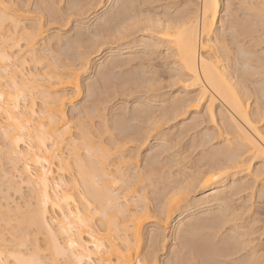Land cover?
<instances>
[{"label":"bare ground","instance_id":"6f19581e","mask_svg":"<svg viewBox=\"0 0 264 264\" xmlns=\"http://www.w3.org/2000/svg\"><path fill=\"white\" fill-rule=\"evenodd\" d=\"M69 1L73 3V6L69 5ZM149 1L153 3L157 0H110L107 7H105L106 4L101 5L100 3L102 2L100 0H67L66 6L64 3V10L62 9V11L63 13L65 11L67 15L65 21L67 24L70 22L71 15L75 13L77 15L79 10L81 12V8H85V4L91 6L89 3L93 2L98 5L96 7L97 10L105 7L101 16L96 19V21H99L106 18L105 22L100 25L97 36H100V39L108 35L115 38L117 49L118 46L126 45L123 48L120 47L121 49L107 52L104 55L95 51L96 55H102L103 58L101 62L99 61L100 67L95 75H98L99 72L102 74L101 72L104 70L105 73L104 76L103 74L102 76L100 75L99 80L104 83H100V85L98 82L94 83L92 81L97 84L93 88V83L89 82L90 84H88L87 80L85 85L80 83V73H83L88 65L84 60L86 59V53L83 52L85 55L83 56L85 57L84 59L78 53H80V47H85L88 44L94 46L96 44L94 40L85 37L82 44L73 43L70 51L71 48L78 49V51L76 49L77 54L74 53L76 51L73 52L78 56L75 59H73L74 57L71 58L69 54L59 55L57 53L59 56H65L64 59H62L63 56L59 58V56H55L56 51L53 53L55 55L53 56L52 54L51 56L50 54L54 49L51 50L47 42H40L43 43L41 44L42 46L39 44V41H43V35L45 36L42 30L44 27L41 25L43 23V21L41 22L43 19L41 13L46 14L44 15L49 19L47 21L52 24L54 21L56 23L58 17L56 13H59L58 11L63 5L56 10V13L53 5L55 3L61 4V0H0V5L5 6L0 7V95L3 96V100L0 101V107L3 108V111L0 112V136L4 144L2 146L3 152L0 147V161L4 159L10 164L9 169L11 167L10 174L3 172L0 173L3 175L0 177L7 183L5 186L6 190L4 188L5 191L3 193L10 189L17 196V194H21L20 186L22 187L23 185L24 187L26 186L25 188L30 189L31 197L29 198L30 201L32 200V203L30 202L29 204L27 202L25 204L24 208H26V211L23 213L20 210L21 206L15 207L16 209H13V211L15 210L13 217L12 210H10L11 215L8 217L10 211L8 210V205H6L8 204L6 200L10 196L4 199L2 202L3 206L0 205L5 211L7 210L3 214V209L0 207V212L2 213V215L0 213V220L8 226L11 222H14L16 225L13 223L15 225L13 226L11 223L13 227H10L19 229L18 231L21 232L17 236L18 238L14 237L17 239L16 242L12 238L14 243L13 240L8 241L7 238H4L3 234H1L2 232H0V261H2V264H55V261L58 260H63V262L61 261L60 263L58 261L59 263L56 262L57 264H68V262H71V264H88L89 259L97 261L98 264L100 262L102 264H142V262L143 264H152L153 261L158 260L155 253L148 252L145 246L146 234L145 236L143 235V238L142 232L146 224L155 223L156 220L153 218H160V215L165 219L164 222L172 216H174L172 221H176L170 231L174 244H172V248L170 247L166 251L165 264H217V262L227 261L229 258H238L239 255H243L247 259L248 264H264V240H262L260 235L262 222H264V211L261 209V193L264 192V141L260 139L261 135H264V106L261 104V100L264 99V27L261 25L264 0H255V6L254 0L252 2L251 0H235L238 2L237 5H233L231 0H225L226 3L234 6L229 11L231 20L225 23L222 18L219 28L213 22L207 32L204 30L202 6L205 3H211L212 0H196L198 6L190 14H187V6L186 8L185 5L177 6L171 3L172 1L166 0L167 3L163 7L168 11L173 8L176 16L170 18L171 14L166 12L163 14V16L165 15L163 17L164 21L160 17L162 22L157 21L158 23L156 24H154L155 22L151 23L153 18L150 16L151 21L148 20V22L151 24L146 21L147 25H143V22V26H140L141 28L143 27L142 29L147 26L155 29V31L151 30L156 33H153V36L160 41V44L146 42V39L153 41V36L149 38L140 36L141 38L138 39H133L136 38L133 37L128 41L130 36L137 35L141 29L138 27V32L135 31L136 33L133 35L134 31L132 30H136L133 26L141 24L139 22L132 26V15H135L133 13L140 12L141 10L138 11V9L144 7V4ZM159 2L161 3V1ZM197 2L195 5H197ZM50 3L54 4L50 5ZM57 4L54 6L55 8ZM118 5L119 7H117ZM192 5L190 7L194 6ZM35 12L40 13L38 19L33 17V15L37 14H34ZM138 14L137 16L141 15V13ZM66 15L63 14V16ZM76 15L73 16L76 17ZM145 16L147 15L145 14ZM155 18L157 17L155 16ZM129 21L132 22V24L130 23L131 26L128 24ZM149 27L145 29L148 30ZM55 37V39L53 38V44L54 40L57 43H60L61 40L63 41V38ZM106 40L105 43L107 42ZM63 44H61L62 47ZM56 46L59 47V44ZM97 46L95 45L94 47ZM136 47H141L145 53L143 52L142 56L134 55V58L139 61L138 66L132 68L136 70L135 72V70L129 71L126 69L134 60L130 55L131 52H125L128 56L125 59L123 58L122 62L116 59L119 54H123L120 51H129ZM161 48L164 49V55L159 53ZM86 49L84 50L85 52L87 51ZM91 50H88V52ZM93 50L92 53H94ZM63 52H66L65 49ZM79 56L82 61L78 59L80 58ZM152 56H156L157 59L164 56V59L171 61L168 64L169 70L167 69L170 72L169 76L164 68L161 72L153 69L157 67L152 66L153 68H149L150 64H147L148 61L146 62L145 60L149 59V57L152 60ZM63 60L65 62L77 61L78 64H76L77 62L62 64ZM151 62L153 63V61ZM104 66L106 67L104 68ZM123 68L127 70V73H124L130 74V77H127L128 79H125L120 84L115 83L116 81L113 82L111 89H123L127 92L128 90H125L126 87H131L132 89L143 85L142 87L146 88L145 93L142 90L146 96L141 99L137 98L134 101L130 109L132 111L129 115V120L125 119V121H133V124L137 123L135 125H138V123L143 125L145 123L143 126L149 125L147 128L151 127L154 130L152 127L159 126L156 124L162 122V119L167 120L170 118L164 117L170 115L179 118L182 116L181 114L186 113L183 110H186L187 107H192L198 97L201 98L202 102L192 108L197 110L203 103L206 111L204 113L212 121V123L210 122L212 125H216L214 122L216 117H218L217 119L220 122L218 121L219 124H217L218 126L220 125L221 130L216 125L218 128L216 135L210 131L209 134H193L195 137L190 138L191 145L188 147H194L196 150L199 148L200 151L198 153L199 158L196 159L195 157L196 161L193 162L191 173H187V177L181 175L184 178L178 179L177 177L180 176L178 171L180 170L177 172L170 171L174 166L178 167L181 165L174 156L172 160H165V163L163 161L160 163L161 160L158 161L162 158V155L165 156L168 150L170 151L172 148L173 140L170 135L165 133L156 132L155 136H157L156 139L159 142L158 146L147 154L143 165L144 168H139L138 171L135 170L133 172L132 170L138 164L134 161V156H125L122 149L127 143L125 140H134L132 137L135 136L136 138L138 135L140 137L144 131L142 127V129L134 130V132L132 130L130 131L131 133H128L126 129L121 128L122 122H114L113 126H109L110 122L107 123L108 121L104 119L100 124L103 122L104 127L107 126L108 129H103L101 134L107 131L111 136L110 138L107 133L109 136L108 140H111V143L109 141L107 144L101 141L102 135L100 131L96 129L95 133L92 132L94 129L91 131L86 122L88 117L96 113L95 110L97 108L93 106L95 109L92 107V111L88 110L89 112H86L83 110L84 115L80 111L83 118L79 117L80 120L77 119L76 121L81 122V119L84 120L81 123H75V134L72 132L75 128L73 129L72 123V126H70L72 121L67 118L65 106L67 104L71 105L70 103L74 100V97L77 98L80 95L81 86L84 87L90 97L94 98L93 100H97L99 95L106 90L109 91L108 87H105L107 86L105 83L109 79L111 81L110 75L112 72L114 70H119L118 72H120ZM132 69L130 68V70ZM145 76L147 77L144 79ZM167 77L171 79L172 84L178 85V82H182L179 84L183 85L180 87L176 85L179 88L175 89L169 98L165 94H159L162 87V85L161 87L159 85ZM168 84L167 86H170ZM108 85L110 84L108 83ZM192 88L195 89V94L189 97L192 93L190 91ZM66 89H72L73 92L71 93H73V96L65 91ZM181 89L186 93L183 97L180 96ZM106 95H104L105 98ZM90 100L87 102H90ZM146 100L150 104L159 103L160 105L161 103L163 108L166 105L167 110L166 112L164 111L166 116L164 112L163 114L161 113L164 116H161L163 117L162 119L157 117V112L155 116V113L144 105ZM250 100V104L253 107L251 112ZM92 101L90 102V107L94 105ZM98 101L103 102L104 100ZM101 103L99 104L100 106H102ZM209 104H211V109L208 107ZM86 109H88L87 106ZM33 112L36 115H33ZM9 116H11V119H9ZM96 116H99V114ZM156 118H158L157 121H155ZM208 119L206 122H208ZM168 120L167 123H169ZM194 120L197 121V119ZM91 121L93 122V119ZM245 121L251 124V128ZM203 122L206 123L205 121ZM91 124L89 125L92 126ZM192 124L194 125V123ZM192 124L191 126L189 125L190 128L186 127L187 129L183 130L185 135L190 130L195 129V127L198 128L197 123L194 126ZM158 128H155V130ZM151 129L147 130L151 131ZM114 131L117 134L111 133ZM97 132H99L98 136L100 138L97 137ZM185 135L183 138H185ZM94 136L99 139L94 141V139H97L96 137L93 139ZM129 137L131 138L128 139ZM139 139L137 138V140ZM176 139L175 144H178ZM181 140L184 141L185 139ZM121 142H123V146H120ZM63 149L67 151L65 153L69 152L67 157L63 154ZM81 150H84L82 152L85 153L84 156L81 154ZM188 151L187 153H189ZM191 152H194V150ZM184 158L187 157L185 156ZM255 161L258 163V167L253 166ZM168 163H174V166L170 167V164L167 165ZM135 164L137 165L133 168L132 165ZM175 164L178 165L176 166ZM129 168L130 170L132 168L133 174ZM73 170L74 174L72 175L71 171ZM140 170L142 171L140 172ZM128 171H130V174ZM69 172L71 177L66 178L65 176L68 177ZM165 173H167V176H165ZM185 180L189 183L186 182V184ZM153 182L160 184L165 182L164 185L168 182L169 185H174L170 188L168 187L170 189L168 191L164 190V185L161 186L163 188L161 189L162 193L167 192L166 195L164 194L167 196L170 195L168 194L169 192L171 196H168L169 198L167 199H165L166 197L163 198L164 202H167L166 204H163V201L162 205H160L161 203L159 204L161 206V208H157L159 216L153 214L155 211L152 213L156 217L146 212L149 198L146 196L148 195L147 191L144 190L148 186L147 183ZM4 183L3 185H5ZM198 187L202 190L208 188V190L197 199L184 198L186 196L190 197L189 192L195 191ZM0 188H2V179L0 180ZM142 191L146 192L144 196L146 199L142 197L144 194ZM157 191V198L158 196L162 198L163 195L160 189L155 192ZM177 194H180V197ZM243 194L248 197L246 200L241 197ZM4 195H0L2 200ZM176 195L178 198H175ZM22 196L19 198H22ZM180 199L183 202L186 199L184 203L182 202V205L180 204L182 201ZM250 201H254L253 207ZM249 202L251 203L250 207L253 208H251L252 210L247 207ZM176 205H179V208H176ZM174 208H176L175 211H173ZM156 212L158 211L156 210ZM10 216L12 219L15 216L16 219L10 220ZM159 224L161 225V222L157 223V225ZM164 225L163 227H165ZM155 226L151 228L152 230H147L148 232L146 233L151 237L152 232L155 231L161 246V244H164V238L160 232L161 226ZM31 234H35L31 236L32 238L42 235L45 244L42 249V246L40 247L34 239L31 253L23 254L20 251V246L29 241ZM69 241L75 247L68 248ZM12 243L15 245H12ZM196 243L200 244L198 248H195ZM245 245L247 246L245 247ZM65 249L69 253L67 257L63 254ZM41 250L43 253H47L48 257L46 256V260L48 263L46 260L42 261L44 257H41L43 255V253L39 252ZM38 253L42 255L40 254V256Z\"/></svg>","mask_w":264,"mask_h":264},{"label":"rangeland","instance_id":"374dc122","mask_svg":"<svg viewBox=\"0 0 264 264\" xmlns=\"http://www.w3.org/2000/svg\"><path fill=\"white\" fill-rule=\"evenodd\" d=\"M5 1H7V0H5ZM62 2H61V4L60 3H55V5H53V4H51L50 3V5H53V8L55 9H53L54 11H55V13L57 12L56 10H58V9H60L58 12L59 13H56L57 14V19H56V23H55V21L53 22V24L51 23V22H49V21H47V20H49V19H47V17L44 15V14H42L41 13V15L43 16V19L41 20V22L43 21V23H41V25H42V27H44V29L42 28V30H43V32L45 33V36L43 35V37H42V39H43V41H39V44H40V46H42L41 44H43V43H40V42H47V44H49L50 45V47H51V50L52 49H54L53 51H52V53L50 54L51 56H52V54L53 53H55V51H56V55L55 54H53V56L55 55V56H59L60 54H64V55H68L69 54V56L72 58V57H74L73 59H75V57L77 58L78 56L77 55H75L74 53H78L77 51H78V49L77 48H71V51H70V47L71 46H73V44L70 46V44H67V43H69L68 42V40H69V38L68 37H70L71 36V34H72V32H74L75 30H76V27H75V24H74V22L77 20V19H79V20H81V21H96V19L99 17V16H101V14H102V12L105 10L104 8L105 7H107V5H108V1H110V0H100V2H102V3H100L101 5H104V4H106L105 5V7L104 8H100V10H97L96 9V7H92L93 5H95L93 2H91V3H89V5H91V6H88L87 4H85L84 6H85V8H87V9H85L84 7V10H82L83 8H81V12H80V10H79V13H81L80 15H78L79 13L77 12V15H76V13L75 14H72L71 15V19H70V22H68V24L67 23H65V21H66V17H67V15L65 14V11H64V13H63V11H62V9L64 10V3H65V6H66V4H67V0H64V2H63V0H61ZM159 1H161V3L159 2ZM157 0V1H152L153 3H150L151 1H149V2H147V4L145 3L143 6L144 7H142V8H139L138 9V11L139 10H141L140 12H137V13H141V15H139V16H137V13H133V14H135V15H132L133 16V20H131L132 22H133V24H132V22H128V24H129V26H131V24H132V26L134 25V24H136V23H141V24H137V26L135 25V26H133V27H135L136 28V30L134 29V30H132V31H134L133 32V35H134V33H136V32H138V27L139 28H141L140 26H143V25H147V23H149L148 22V20H150L151 19V17L153 18V19H151L153 22H151V23H154V24H156V23H158V22H162V21H164V19H163V17L165 16H163V14H165L166 12H168V13H170L171 15H170V18L172 17H175L176 16V14H175V11H174V9L173 8H171L169 11L166 9V8H164L163 6L164 5H166V0ZM168 1H172L171 3H174V4H176L177 6H181V5H185V8H186V6H187V8H186V11H188V13L187 14H190L191 13V11H194L195 9H196V7L198 6V2L196 1V0H168ZM188 1H189V3H188ZM197 2V5H195V3ZM233 1H235V0H231V2L233 3V5H237L238 4V2L237 1H235V2H233ZM253 0H251V2H252ZM163 2V3H162ZM191 2H192V4L194 5H192L191 4ZM237 2V3H236ZM187 3V4H186ZM253 3H254V6H255V4H256V2H255V0L253 1ZM56 4H57V9L54 7V6H56ZM60 4V5H59ZM153 4V5H152ZM179 4V5H178ZM61 5H63V7L61 6ZM69 5L71 6H73V3H71L70 1H69ZM189 5V6H188ZM193 6V7H190V6ZM61 6V7H60ZM88 6V7H87ZM60 7V8H59ZM90 7V8H89ZM66 8V7H65ZM90 10H89V9ZM91 8H92V10H91ZM191 8V9H190ZM195 8V9H194ZM189 9V10H188ZM66 10V9H65ZM87 10L89 11L88 13H87ZM96 10V11H95ZM173 10V11H172ZM83 11H84V14H83ZM62 12V13H61ZM86 12V13H85ZM151 12V13H150ZM37 13V14H36ZM148 13V14H147ZM34 14H36V15H38V16H36V15H33V17H36L37 19H38V17H39V15H40V13L38 14V12H35ZM62 14V16H63V14L64 15H66V16H63V18H62V16H60V15ZM83 14V15H82ZM145 14L147 15V16H145ZM150 14V15H149ZM73 15H76V17H74ZM158 15V16H157ZM160 15V16H159ZM45 16V17H44ZM79 16V17H78ZM136 16V17H135ZM151 16V17H150ZM155 16L157 17V18H155ZM73 17V18H72ZM135 17V18H134ZM140 17V18H139ZM160 17H162V21H161V18ZM41 18V17H40ZM39 18V19H40ZM144 18V19H143ZM149 18V19H148ZM159 18H160V20H159ZM91 19V20H90ZM94 19V20H93ZM147 19V20H146ZM154 19H155V21H154ZM45 20H46V22H45ZM62 22H61V21ZM63 20H64V22H63ZM150 20V21H151ZM138 21V22H137ZM146 21H147V23H146ZM158 21V22H157ZM61 22V23H60ZM145 24H144V23ZM50 25H49V24ZM131 23V24H130ZM142 23H143V25H142ZM151 23H149V24H151ZM43 24H47V25H49V26H47V25H44L43 26ZM67 24V25H66ZM148 24V25H149ZM47 27V29H46V27ZM128 26V25H127ZM147 27H149V26H147ZM147 27H145V28H147ZM75 28V29H74ZM143 28V27H142ZM141 28V29H142ZM140 29V31L137 33V35H134V36H130L129 38H128V41L129 40H131L133 37H136V38H133V39H138V38H141L140 36H146V37H152L153 36V33L154 34H156L155 32H153V31H155V29H153V28H151V27H149L148 28V30L147 29ZM46 29V30H45ZM138 29V30H137ZM153 31H152V30ZM99 30V29H98ZM136 31V32H135ZM69 34V35H68ZM152 34V35H151ZM57 36V38L59 37V39H62L63 38V41L61 40V42L60 43H57L56 42V40H54V44H53V38L55 39L56 37L55 36ZM54 36V37H53ZM109 36V37H108ZM108 36H103V38H101L100 39V36H97V31L94 33V36L93 37H95V38H93L92 36H88L89 38H91V40H94L95 42H96V46L97 47H94L93 45L91 46V44H88V45H86L85 47H80V49H79V51H80V53H78V55L79 54H81V57L84 59L85 57H86V59H84L85 61H86V63H87V65L88 66H86V68H85V70H84V72L82 73H80V78H79V80H80V83H82L81 85H85V83L87 82L88 84H92L93 82L94 83H97V78H98V75H99V80H100V75L102 76V74H103V76H104V73H105V70L103 71V72H101L102 74H100V72H99V74L97 75H95V73L97 72V69L100 67L99 66V64H100V62L103 60V58H102V55H104L105 53H107V52H114V51H116V50H118V49H121V48H123V46H126V45H121V46H118V49H117V47H116V44H117V41L115 42V38H113V37H111L110 35H108ZM48 39H47V38ZM52 37V38H51ZM61 37V38H60ZM107 38V40H106V38ZM50 38V39H49ZM64 39H66L65 41H64ZM68 39V40H67ZM99 41H98V40ZM103 39H105L107 42H109V43H105V40H103ZM109 39V40H108ZM113 40V41H111V40ZM45 40V41H44ZM48 40V41H47ZM49 40H52V41H50L49 42ZM103 40V41H102ZM63 42H64V44H63ZM66 42V43H65ZM103 42H104V44H103ZM111 42H113V43H111ZM122 42H124V41H122ZM146 42H148V43H152V42H156V43H158V44H160V41L159 40H156V38L153 36V41H151V40H149V39H146ZM98 43V44H97ZM119 43V42H118ZM59 44V47L58 46H56V45H58ZM61 44H63V47H62V45ZM67 44V45H66ZM101 45H104V46H101ZM39 46V47H40ZM90 46H91V48H90ZM101 46V47H100ZM55 47V48H54ZM121 47V48H120ZM59 48V49H58ZM67 48H68V50H67ZM79 48V47H78ZM83 48H87L86 50V52L83 50L82 51V49ZM94 48H98L99 49V51H97L96 49H94ZM101 48V49H100ZM56 49H58V50H56ZM61 49V50H60ZM65 49V51L66 52H63V50ZM76 49H77V51H76ZM90 49H94L93 50V52L94 53H92V50L90 51V52H88V50H90ZM73 50V51H72ZM143 49L141 48V47H136V48H133V50L131 49V50H129V51H127V50H122V51H120V53H123V54H119V56L117 57V61H120L121 60V62L128 56V54H126L125 52H131V56H132V58H134V55L135 54H138V55H143V52L144 51H142ZM164 49L163 48H161V49H159V53H161L162 55H164V51H163ZM58 51V52H57ZM61 51V52H60ZM74 51H76V52H74ZM82 51V52H81ZM102 53V55L100 56V55H96L97 53ZM63 52V53H62ZM74 52V53H73ZM86 53L85 55H84V53ZM59 55H58V54ZM66 53V54H65ZM87 53H88V55H87ZM125 53V54H124ZM145 53V52H144ZM94 54V55H93ZM64 55H61V56H59V58H62V56H63V58L62 59H64L65 58V56ZM71 55H73V56H71ZM75 55V56H74ZM49 56V55H48ZM83 56H85V57H83ZM89 56H91V57H89ZM121 56V57H120ZM50 57V56H49ZM80 57V56H79ZM78 58V59H80V61H82L81 59L82 58ZM88 57V58H87ZM51 58V57H50ZM124 58V59H123ZM162 58V59H161ZM77 59V60H78ZM123 59V60H122ZM75 61V60H74ZM79 60H78V62H80ZM84 61V62H85ZM100 61V62H99ZM146 62H147V64H150V67L149 68H151L152 66H154V67H157L156 69L155 68H153L155 71L156 70H158V71H160L161 72V70H163V68H164V70H166V73L168 74V76H169V71H167V69H168V67H169V62H171L169 59H167L166 60V58L164 59V56H161L160 57V59H157L156 58V56H152V60H151V57H149V59L147 58L146 60H145ZM151 61H153V63L151 62ZM154 61H156V62H154ZM75 63V62H77V61H75V62H72V61H66L65 62V60H63L62 61V64H67V63ZM78 62L76 63V64H78ZM138 64H139V61H138V59H135L134 58V60H133V62L129 65V66H127V70H129V71H133V70H135V69H132V68H135L136 66H138ZM159 65V66H158ZM106 66H104V68H105ZM158 67H160V68H162V69H160V68H158ZM103 68V69H104ZM125 68H123V69H121L122 71H123V73H122V71H120V72H118L119 70H114L113 72H112V74L110 75V77H111V81H110V79H109V81L107 82V83H105V85H107V86H105L106 88L108 87V89H109V91H105L103 94L104 95H106V93H111V94H107L108 95V97H107V95H106V98H105V96L103 95V94H101V95H99V97H97V100H93L94 98L93 97H90L88 94H87V91L84 89V87L83 86H81V89H82V91H81V93H80V95L76 98V97H74V100L70 103L71 105H69V104H67L66 106H65V110H66V115H67V118H68V120L70 119V121H72V122H70V126H72L73 127V129L75 128V123H77V122H79V123H81L84 119H81V122L80 121H76L77 119H79V117H82L83 118V110L84 111H86V112H89V111H92L93 110V108L94 107H96L97 109V111L95 110V112L97 113V114H99V116H96L95 114L93 115V116H96V117H93V116H90L91 117V119H90V117H88L87 118V120L88 121H86L87 122V124H88V126L90 127L89 129L92 131L93 129V131L92 132H96V129H97V131H100V134L102 133V131H103V129H105V130H107L108 128H107V126H105L104 127V124H103V122L100 124V122L101 121H103L104 119L105 120H107L108 122L107 123H109L108 125L109 126H113L112 124H114V122H122L121 123V128L122 129H126L127 131H128V133H131L130 131H132V132H134V130H137V129H140L141 127L143 128V132L145 133H141V135H143V136H141L140 135V137H138V136H136V138H135V136L134 137H132V139L134 138V140H125L127 143L125 144V141H124V146H123V142H121L122 144L120 145V146H123V149H122V152H124L125 154V156H128L129 157V155H131V157H133L134 156V161H136L137 162V164H135V165H132V167L133 168H135V166H136V168L138 167V169H133L132 170V168H131V170L134 172L135 170L136 171H138L139 170V168L141 169V168H144L143 167V165H144V161H145V158H146V156H147V154H149V152H151V150H154L157 146H158V144H159V142H158V140L156 139V137L157 136H155V134H156V132H160V134H163V133H165L166 135H170V138L173 140V142H172V148L174 149H172L171 148V150L169 151L168 150V153L167 154H165V156L164 155H162L160 158L161 159H159L158 161H160L161 160V162L160 163H162V161L165 163V160H172L173 159V156H174V158L175 159H177V160H179L178 162H180V166H178V167H175L174 166V163H168L167 165H169L170 167H173L174 166V170L171 168L170 169V171H175V172H177L178 170H180V171H178V173H179V175L180 176H178L177 178L179 179H182L181 177H187V173H191V168L193 167V162H195L196 161V159H198L199 158V151H200V149L198 148L197 150H196V148H189L190 147V145H191V140H190V138L192 139L193 137H195L194 135H202V134H209V132L210 131H212L213 133L212 134H214V135H216V133H217V127H219V129L221 130V128H220V125L218 126V124H219V120L217 119L218 117H216V119H215V122L214 123H216V125H217V127H216V125L214 124V125H212L211 123H212V121H210V119H208L209 117L208 116H206V113H204V112H206L205 111V106H203L204 104L202 103L199 107H198V109L197 110H194V108H192V107H190V108H188L187 107V109L186 110H183V112L184 111H186V113L184 112V114H181L182 116H180L179 118L178 117H172V116H170V115H168V116H166V114H165V112H166V105H164V108H163V104H161L160 103V105H159V103H153V104H150L147 100L146 101H144V105L148 108V109H151V111L153 112V113H155L154 115L156 116V114H157V117L158 118H160L161 116H163L162 114H163V112H164V115L166 116V117H164V118H168V117H170V118H168L167 120H168V122L169 123H167V120L166 119H162L163 117H161L160 119H162L161 121L163 122H157L158 124H156V125H159V126H156V127H152V128H154V130H152L151 129V127L150 128H147V127H149V125L147 126H143V125H145V123L142 125V123H141V125H139L140 123H138V125H135V124H137V123H134L133 124V121H128L129 119V115L131 114V111L132 110H130L131 108H132V106H133V104H134V101L137 99V98H139V99H141L142 97L144 98L145 96H146V94H144L145 92L144 91H146L145 89H144V87H142L143 85H137V86H139V87H133L132 89H131V87H129V88H125V90L127 91V92H125L123 89L121 90V89H118L117 90V88H114V89H111L112 87H113V82H115V83H117V84H120L121 82H123L125 79H128L130 76V74H126L127 73V70L125 69ZM130 68L132 69V70H130ZM96 70V71H95ZM169 70V69H168ZM87 71V72H86ZM118 72V73H117ZM124 72H126V73H124ZM135 72H136V70H135ZM138 72V71H137ZM122 73V74H121ZM115 75V76H114ZM125 75V76H124ZM97 76V77H96ZM164 76V75H163ZM96 77V78H95ZM120 77V78H119ZM128 77V78H127ZM147 76H145L144 77V79L146 78ZM121 78H123V79H121ZM155 78H157V77H155ZM168 78V77H167ZM167 78H165V81L163 80V81H161V82H163L162 84H160L159 85V87H161V85H162V87H161V90H160V95H163V94H165L166 96H167V98H169V96L171 95V93L175 90V89H178L180 86H183V85H180L179 83H182V82H178V85L177 86H179V87H177L176 85H174V84H172L173 82L171 81V79H167ZM93 79V80H92ZM167 79V80H166ZM87 80V81H86ZM170 80V81H169ZM93 81V82H92ZM90 82V83H89ZM165 82H167V83H165ZM168 82H169V84H168ZM172 82V83H171ZM92 84L93 86V88H95L94 86H97V84ZM103 84L102 82H98V84ZM108 83L110 84V85H108ZM100 84V85H101ZM166 84V85H165ZM167 84L168 85H170V86H167ZM171 84H172V87H171ZM145 86V85H144ZM83 87V88H82ZM164 87H165V89H164ZM176 87V88H175ZM141 88V89H140ZM131 89V90H130ZM138 90V91H137ZM142 90H143V92H142ZM65 91H67V92H69V93H71V92H73V90L72 89H66ZM111 91V92H110ZM116 91V92H115ZM131 91V92H130ZM133 91V92H132ZM137 93H136V92ZM166 91V92H165ZM192 93H191V95L189 96V97H191V96H194L193 94H195L194 92H195V89L194 88H192L191 90H190ZM114 92V93H113ZM139 92H141V93H139ZM180 92H181V97H183L184 95H186V93L181 89L180 90ZM130 93V94H129ZM138 93H139V95H138ZM73 93H71V95H72ZM129 94V95H128ZM132 94V95H131ZM143 95V96H142ZM73 96V95H72ZM110 96V97H109ZM88 97H90V98H88ZM87 98V99H86ZM104 100L103 102L102 101H98V100ZM109 98V99H108ZM90 99H92V100H90ZM90 100V102L92 101V103L94 104V105H91V107H90V102H87V101H89ZM108 100V101H107ZM252 100V99H251ZM251 100H250V102H249V104L251 103ZM95 102H96V104H95ZM102 102V103H101ZM101 103V105L102 106H100L99 104ZM73 104H74V106H73ZM104 104V105H103ZM126 104V105H125ZM216 104H217V102H216ZM75 108H73V107ZM86 106H87V108L88 109H86L85 110V108H86ZM94 106V107H93ZM100 106V107H99ZM162 108H161V107ZM93 107V108H92ZM103 107V108H102ZM122 107V108H121ZM155 107V108H154ZM74 110H73V109ZM102 108V109H101ZM192 108V109H191ZM252 104H250V112H251V110H252ZM95 109V108H94ZM100 109V110H99ZM118 109H120V110H118ZM125 109V110H124ZM158 109V110H157ZM160 109V110H159ZM161 109H163V110H161ZM76 110V111H75ZM89 110V111H88ZM122 110V111H121ZM124 110V111H123ZM127 110V111H126ZM217 110H218V108H217ZM74 111H75V113H74ZM80 111H81V113L83 114H81L80 113ZM102 111V112H101ZM79 114H78V113ZM101 114H100V113ZM124 112H126V114H124ZM157 112V113H156ZM182 112V113H183ZM162 113V114H161ZM120 114V115H119ZM125 116H124V115ZM203 114H205V115H203ZM78 115V116H77ZM196 117H195V116ZM198 115V116H197ZM77 116V117H76ZM106 116V117H105ZM123 116V117H122ZM127 116V117H126ZM184 116V117H183ZM192 116V117H191ZM200 116V117H199ZM202 116V117H201ZM205 116V118H203ZM76 117V118H75ZM99 117V118H98ZM116 117V118H115ZM172 117V118H171ZM158 118H156V120L155 121H157V119ZM175 118V119H174ZM191 118V119H190ZM199 118H201L200 120H199ZM203 118V119H202ZM93 119V122L91 121ZM115 119V120H114ZM125 119H128V120H126L125 121ZM175 120V121H173V120ZM190 119V120H189ZM193 119V120H192ZM194 119H197V121L196 120H194ZM207 119H208V122H206L207 121ZM80 120V119H79ZM165 120H166V122H165ZM196 121V122H192V121ZM217 120V121H216ZM89 121H90V123H92L91 125L93 126V128H91L92 126H90L89 124ZM111 121H113V122H111ZM189 121H190V123H189ZM202 121V122H201ZM203 121H205L206 123H204ZM219 121V122H218ZM128 122V123H127ZM132 122V123H131ZM184 122H188V123H184ZM211 122V123H210ZM71 123H72V125H71ZM78 123V124H79ZM125 123V124H124ZM161 123H162V125H161ZM186 125H184V124ZM192 123H194V125H195V123H197L198 125V128L197 127H195V129H193V130H190L189 131V133H186V135H185V132L183 131V130H185V129H187V128H190V126H191V124ZM204 123V124H203ZM218 123V124H217ZM103 124V125H102ZM116 124V123H115ZM124 124V125H123ZM128 124V126H126ZM165 124H167V125H165ZM184 126V128H183V126ZM201 124H203V126H201ZM206 124V125H205ZM262 124V123H261ZM163 125H165V126H163ZM190 125V126H189ZM193 125V124H192ZM193 125V126H194ZM76 126H77V124H76ZM123 126H125V127H123ZM130 126V127H129ZM140 126V127H139ZM178 126V127H177ZM180 126V127H179ZM201 126V127H200ZM259 126V125H258ZM102 127H104V128H102ZM145 127H146V129H145ZM160 129H159V128ZM162 127V128H161ZM187 127V128H186ZM200 127V128H199ZM215 127V128H214ZM129 130H128V129ZM131 128V129H130ZM141 128V129H142ZM155 128H158V129H156L155 130ZM183 128V129H182ZM205 128V129H204ZM207 128V129H206ZM147 129H151V131H154V132H152L151 133V131H148ZM202 129V130H201ZM204 129V130H203ZM212 129V130H211ZM216 129V130H215ZM76 130V128L74 129V130H72V132L75 134V131ZM147 130V131H146ZM181 130V131H180ZM194 130H196L195 132H193ZM207 130V131H206ZM139 131V130H138ZM169 131V132H168ZM203 131V132H202ZM206 131V132H205ZM192 132V133H191ZM93 133V134H94ZM108 132L106 131V133L104 132L103 134H101L100 136H101V141H104L105 143H107L108 144V142L109 143H111V140H108V137L110 136V134H109V136H108V134H107ZM112 134H117V132H111ZM146 133H147V135H146ZM189 134V135H188ZM194 134V135H193ZM99 135V132H97V137H99L98 136ZM147 137H146V136ZM172 135V136H171ZM180 135V136H179ZM184 135H185V138H183L184 137ZM144 136H145V139H144ZM150 136V137H149ZM179 136V137H178ZM188 136V137H187ZM96 136H94L93 137V139L95 138ZM96 137V138H97ZM180 137H182V138H180ZM100 138V137H99ZM99 138H97V139H94V141H97ZM110 138H111V136H110ZM109 138V139H110ZM131 137H129L128 139H130ZM137 138L139 139H141V141H140V139L139 140H137ZM177 138V139H176ZM188 138V139H187ZM175 139H176V141L178 140V144H175L176 142H175ZM181 139H185L184 141L183 140H181ZM144 140V141H143ZM188 140V141H187ZM140 141V142H139ZM180 141V142H179ZM190 141V142H189ZM103 142V143H104ZM117 142V141H116ZM215 142V141H214ZM104 143V144H105ZM118 143V142H117ZM106 144V145H107ZM175 145V146H174ZM2 146H4V144H3V142H2V140H1V136H0V147L2 148V152L4 151L3 150V147ZM189 146V147H188ZM155 147V148H154ZM175 147V148H174ZM4 149H5V147H4ZM187 149V150H186ZM188 149H189V151H188ZM191 149V150H190ZM192 150H194V152H191ZM1 151V150H0ZM187 151L190 153V156L188 157V154L189 153H187ZM196 151V152H195ZM63 154H65V157H67L68 156V153H65V152H67L66 150H64L63 149ZM81 152V154H83V156H84V154L85 153H82V152H84V150L82 151H80ZM148 152V153H147ZM183 154V156H182V154ZM171 154H172V156H171ZM175 154H176V156H175ZM180 154H181V156H180ZM187 157V158H184V157ZM168 157V158H167ZM183 157V158H182ZM195 157H196V159H195ZM180 158V159H179ZM113 159V158H112ZM163 159V160H162ZM182 159H183V161H182ZM184 159H186V160H184ZM2 160V159H1ZM4 160V159H3ZM2 160V161H3ZM190 160V161H189ZM2 161H0V164L2 165L1 167H0V173H3V172H5V174H7L6 172H8V174H10V172H11V167H10V169H9V166H10V164H8L5 160L3 161V163H1ZM133 161V162H134ZM185 161V162H184ZM6 162V163H5ZM108 162H111V161H108ZM188 162H190V163H188ZM178 164H175L176 166L178 165ZM186 165V166H185ZM169 166H167V168H169ZM253 166H255V167H258L259 165H258V163L255 161L254 163H253ZM180 167H181V169H180ZM254 167V168H255ZM129 170H130V168H129ZM130 170V171H131ZM142 170H144V169H142ZM142 170H140V172L142 171ZM164 170H167V169H164ZM182 170V171H181ZM2 171V172H1ZM130 171H128L129 172V174H130ZM131 171V172H132ZM186 171V172H185ZM133 172H132V174H133ZM143 172H145V170L143 171ZM165 172H167V171H165ZM185 172V173H184ZM67 174H68V172H66ZM66 173H64V174H66ZM71 173H72V175L74 174V170L73 171H71ZM71 173L69 172V175H68V177L67 176H65L66 178H70L71 176ZM264 173V172H263ZM66 174V175H67ZM131 174V175H132ZM181 175H183V176H181ZM0 176H3L2 174H0ZM165 176H167V173H165ZM183 177V178H184ZM263 177V176H262ZM176 178V179H177ZM2 179V188H0V191H1V189H2V191L0 192V193H3V191H5L6 190V182H5V180H3V178L2 177H0V180ZM188 179L189 180H191L189 177H188ZM67 180V179H66ZM175 180V179H174ZM187 180V179H186ZM184 181L185 183L187 182V181H189V180H187V181ZM5 182V183H4ZM183 182V185L185 184ZM190 182V181H189ZM189 182H187V183H189ZM3 183L5 184V185H3ZM168 182H166V185H164L165 184V182L164 183H162V184H160V183H155V182H153V183H147L148 184V186L147 187H145L144 188V190H146L147 191V193H148V195H146L143 191H142V193H144L143 195H142V197H144L145 195L147 196V198H149V200L147 201L148 202V205L146 206L147 207V209H146V212H148L149 213V215H153V214H157V216H159L160 214H159V210L157 209V208H161V206H159V204L160 205H162V203L165 201L163 198H165V199H167V198H169L170 196H171V193H169L168 192V194H170V195H167V196H165L166 195V193L167 192H165L166 190L168 191V190H170L169 188L170 187H172V185L173 184H171V185H169V183L167 184ZM186 183V184H187ZM146 184V185H147ZM160 184V185H159ZM164 185V186H163ZM168 185V186H167ZM182 185V186H183ZM4 186V187H3ZM161 186H163L165 189V191H163V192H165L164 194L162 193V191H161V189H163ZM174 186V185H173ZM185 186V185H184ZM26 187V186H25ZM23 185H22V187L20 186V192H21V194L23 195H21L20 193L19 194H17V196H16V194L14 193V191H13V193L10 191V189H8V186H7V192H4L3 194H0V195H4L5 193L7 194L8 193V195H4L3 197V200L1 199L2 198V196H0L1 198V200H0V202H1V206H3V201H4V199L6 198H8V196H10L9 198H8V200H10L9 202H8V200H6V202L8 203V204H6V205H8V210L10 211V210H12L13 211V209L15 208V207H17L18 205L19 206H21L22 208H20V210L22 211V213L23 212H25L26 210V208H24L25 207V204H27V202L30 204V202L32 201H30V198L29 197H31L30 196V194H31V191H30V189H27V188H25ZM168 189H167V188ZM4 188H5V190H4ZM157 189H160V191H161V194L163 195H160V194H158V195H160V196H162V198H160L159 196H158V198H157V194L156 193H158V191L157 192H155ZM198 189V190H197ZM195 191H190L189 192V195H190V197L188 196H186L185 194V196L186 197H184V198H190V199H197V198H199V197H201L202 195H204L205 193H206V191L208 190V188H206V189H204V190H202V189H199V187L197 188ZM30 191V193H29V191ZM155 192L154 194H153V192ZM11 192V193H10ZM192 192V193H191ZM141 193V192H140ZM139 193V194H140ZM160 193V192H159ZM188 193V192H187ZM13 194V195H12ZM12 195V196H11ZM19 195H21L22 196V198H19V197H21V196H19ZM178 196L180 195V194H177ZM177 195H176V197L175 198H178L177 197ZM182 195V194H181ZM183 195V196H184ZM156 196V197H155ZM169 196V197H168ZM26 197H28L29 198V200H28V198H26ZM152 197V198H151ZM180 197V196H179ZM241 197H244L245 198V200L248 198V197H246L245 196V194H243ZM26 199V200H28V201H26L25 200V202H24V199ZM145 199H146V197H144ZM152 200H151V199ZM181 198H182V196H181ZM32 199V198H31ZM154 199V200H153ZM155 199H156V201H155ZM160 199V200H159ZM161 199H163V200H161ZM169 200V199H168ZM180 200H182V199H180ZM186 200V199H185ZM185 200H184V202H185ZM153 201H155V202H153ZM159 201H161V202H159ZM163 201V202H162ZM178 201H179V199H178ZM183 200L180 202V204L182 205L183 203ZM237 202H240V201H237ZM251 203H252V207L254 206L253 204V202L254 201H250ZM249 202V204L247 203V207H249L250 208V210H252L253 208L252 207H250L251 205V203ZM17 203V204H16ZM32 203V202H31ZM156 203V204H155ZM167 202H164L163 204H166ZM15 204H16V206H15ZM5 205V204H4ZM6 205H5V207H6ZM0 206V207H1ZM18 206V207H19ZM27 206V205H26ZM168 206V205H167ZM2 209H3V214H5L4 212H7V210L5 211L4 210V208L3 207H1ZM1 208H0V211H1ZM155 208H156V210L158 211V212H156V210H155ZM252 208V209H251ZM16 209V208H15ZM15 211V210H14ZM14 211L12 212V217H13V214H14ZM155 211V212H154ZM154 212V213H153ZM1 213V212H0ZM11 213V211L9 212V214H8V217H9V215H11L10 214ZM153 213V214H152ZM175 214H177V213H175ZM1 215H2V213H1ZM4 216V215H3ZM154 217H156V215H153ZM10 218H11V216H10ZM153 218V217H152ZM173 218H174V216H172L169 220H167L166 222H164V218H162L161 217V215H160V218L158 217V218H153L154 220H156L155 221V223H149V224H146L145 226H144V228H143V232H142V236L144 235L145 236V234H146V232H148V231H150V229L151 228H153V227H149L150 225H152V226H155V227H160V226H162L163 227V225L165 226V227H163V232H162V237L164 238L163 240V242H164V244L162 245L161 244V246H160V249H161V251H160V255H159V257L157 258V256H156V259L159 261V260H164L165 261V258H166V251H168V249L171 247L172 248V244H174V242H173V239L171 238V236H170V231H171V228H172V225L176 222V221H172L173 220ZM16 218H15V216H14V218L12 219H10V220H15ZM161 219H162V221L164 222L162 225H157V223H160L161 222ZM176 220V219H175ZM2 220H0V232H2L1 234H3V236H4V238H7L8 239V241H12L13 239L12 238H18L17 236L18 235H20L21 234V232L20 231H18L19 229H15V228H11L10 226H12L13 225V223L14 222H11L12 223V225H11V223L9 224V226L8 225H6V224H4V222L2 221ZM15 224V223H14ZM16 225V224H15ZM15 225H13V226H15ZM12 226V227H13ZM154 227V228H155ZM148 230V231H147ZM152 230V229H151ZM29 233H30V230H29ZM33 234H31L30 235V237L32 236ZM35 235V234H34ZM33 235V236H34ZM42 236V235H41ZM40 235L39 236H35V237H31L32 238V240H31V238L29 239V241L28 242H26V243H24V245L22 244V246H20L21 247V249L23 250H21L20 249V251L23 253V254H30L31 253V251H32V247H33V240L35 239L36 240V242L39 244V246L43 249V245L45 244V241H43L44 240V238H43V236L41 237ZM144 236H143V238H144ZM258 236V235H257ZM256 236V237H257ZM14 238V239H15ZM16 240L17 239H15V242H16ZM166 241V242H165ZM199 241V240H198ZM201 241V240H200ZM11 243V242H10ZM13 243H14V240H13ZM12 243V245H15V244H13ZM166 243V244H165ZM200 243V242H199ZM199 243H196L195 244V248H198V246L201 244H199ZM167 245V246H166ZM164 247V248H163ZM163 248V249H162ZM174 250V249H173ZM39 252H41V253H43L42 252V250L41 251H39ZM41 253H38L39 255L41 254ZM140 253H142V252H140ZM42 255V254H41ZM40 255V256H41ZM43 255H45V256H43ZM43 255L41 256V257H44L43 259H42V261H44V260H46L47 259V257H48V255H47V253L45 254V253H43ZM47 256V257H46ZM40 257V258H41ZM49 259V258H48ZM49 261V260H48ZM60 263H61V261L63 262V260H58ZM58 261H55V264H57L56 262H58ZM46 262H47V260H46ZM58 262V263H59ZM48 263V262H47Z\"/></svg>","mask_w":264,"mask_h":264},{"label":"snow or ice","instance_id":"6c2138e0","mask_svg":"<svg viewBox=\"0 0 264 264\" xmlns=\"http://www.w3.org/2000/svg\"><path fill=\"white\" fill-rule=\"evenodd\" d=\"M98 5H93L92 7H97ZM0 7H5L4 5H0ZM119 7V5L117 6ZM203 19H204V30L205 32L208 31L210 24L213 22L215 23L216 27L219 28L221 24V19H224V22L227 23L231 20V16L229 15L230 9H232L234 6L226 3L225 0H212L211 3H205L203 6ZM222 14V15H220ZM105 19H101L99 21H81L77 19L74 24L76 27V31L72 32L71 36L69 37V44L70 46L75 43L77 45H80L83 43L84 38L88 36L94 35L96 31H98L101 24L105 22ZM261 25L264 27V12L261 13ZM97 82H99V77L97 78ZM91 87V85H90ZM3 100V96L0 95V101ZM202 102L201 98L198 97L195 100V103L193 106L198 105ZM262 106H264V99L261 100ZM209 109H211V104L208 105ZM3 111V108L0 107V112ZM33 115H36L35 112L32 113ZM9 119H11V116H9ZM245 123H248L245 121ZM248 126L251 128V124L248 123ZM260 139L264 141V135H261ZM214 179V178H213ZM83 198V197H82ZM176 208H179V205H176ZM176 208L173 209V211L176 210ZM261 209L264 211V192L261 193ZM163 224V221L161 220V225ZM150 228L153 226H149ZM160 232H163V227H160ZM260 235L262 237V240H264V222H262V228L260 230ZM94 239V237H92ZM145 246L149 253H155L157 257L160 255V245L159 240L157 239V234L155 231L152 232L151 237H149L146 233L145 236ZM247 245H245L246 247ZM75 245L69 241L68 248H73ZM63 254L65 257L69 255L67 249L63 251ZM91 255V254H89ZM0 264H2V261H0ZM68 264H71V262H68ZM88 264H98L97 261H94L92 259H89ZM102 264V262H100ZM143 264V262H142ZM152 264H165L164 260L159 261H153ZM217 264H248L247 259L243 255H239L238 258H229L227 261H220L217 262Z\"/></svg>","mask_w":264,"mask_h":264}]
</instances>
